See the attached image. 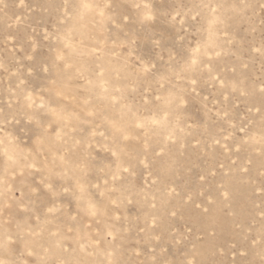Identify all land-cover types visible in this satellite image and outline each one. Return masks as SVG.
Returning a JSON list of instances; mask_svg holds the SVG:
<instances>
[{
    "label": "rangeland",
    "instance_id": "1",
    "mask_svg": "<svg viewBox=\"0 0 264 264\" xmlns=\"http://www.w3.org/2000/svg\"><path fill=\"white\" fill-rule=\"evenodd\" d=\"M0 264H264V0H0Z\"/></svg>",
    "mask_w": 264,
    "mask_h": 264
}]
</instances>
